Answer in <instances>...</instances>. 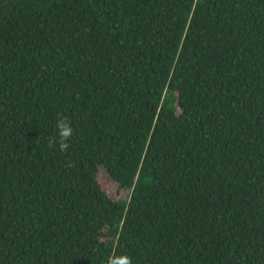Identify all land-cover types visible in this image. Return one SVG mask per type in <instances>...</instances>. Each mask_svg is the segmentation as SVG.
Instances as JSON below:
<instances>
[{
    "label": "trees",
    "instance_id": "obj_1",
    "mask_svg": "<svg viewBox=\"0 0 264 264\" xmlns=\"http://www.w3.org/2000/svg\"><path fill=\"white\" fill-rule=\"evenodd\" d=\"M114 252L264 264V0H0V264Z\"/></svg>",
    "mask_w": 264,
    "mask_h": 264
},
{
    "label": "clouds",
    "instance_id": "obj_2",
    "mask_svg": "<svg viewBox=\"0 0 264 264\" xmlns=\"http://www.w3.org/2000/svg\"><path fill=\"white\" fill-rule=\"evenodd\" d=\"M56 129L58 130L57 136L55 138H50V146L58 144L60 150L66 152L70 147L75 131L71 120L62 114L58 115ZM105 264H133V260L127 254H116L114 252L106 258Z\"/></svg>",
    "mask_w": 264,
    "mask_h": 264
},
{
    "label": "rangeland",
    "instance_id": "obj_3",
    "mask_svg": "<svg viewBox=\"0 0 264 264\" xmlns=\"http://www.w3.org/2000/svg\"><path fill=\"white\" fill-rule=\"evenodd\" d=\"M98 180L110 195H118L119 198H123L125 196L126 192L124 189H121L114 180L109 178L106 173L100 169L98 171Z\"/></svg>",
    "mask_w": 264,
    "mask_h": 264
}]
</instances>
